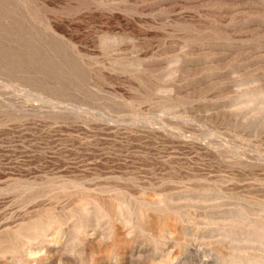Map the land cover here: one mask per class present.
Returning a JSON list of instances; mask_svg holds the SVG:
<instances>
[{"label": "rangeland", "instance_id": "obj_1", "mask_svg": "<svg viewBox=\"0 0 264 264\" xmlns=\"http://www.w3.org/2000/svg\"><path fill=\"white\" fill-rule=\"evenodd\" d=\"M0 264H264V0H0Z\"/></svg>", "mask_w": 264, "mask_h": 264}]
</instances>
